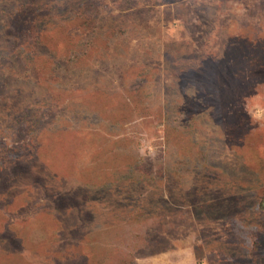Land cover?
Returning a JSON list of instances; mask_svg holds the SVG:
<instances>
[{"label": "rangeland", "instance_id": "374dc122", "mask_svg": "<svg viewBox=\"0 0 264 264\" xmlns=\"http://www.w3.org/2000/svg\"><path fill=\"white\" fill-rule=\"evenodd\" d=\"M0 264H264V0H0Z\"/></svg>", "mask_w": 264, "mask_h": 264}]
</instances>
